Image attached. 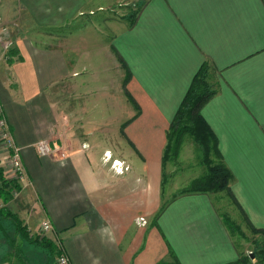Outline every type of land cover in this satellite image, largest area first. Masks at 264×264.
Returning <instances> with one entry per match:
<instances>
[{
	"label": "crops",
	"instance_id": "0c3cea01",
	"mask_svg": "<svg viewBox=\"0 0 264 264\" xmlns=\"http://www.w3.org/2000/svg\"><path fill=\"white\" fill-rule=\"evenodd\" d=\"M115 1L0 0L11 40L0 49V102L21 148L19 218L29 230L48 220L69 264H237L243 246L213 193L173 191L161 209L162 156L206 65L216 91L201 115L235 207L264 242V0H141L132 24L104 21L107 40L86 14ZM66 25L65 37L41 31ZM43 140L52 155L38 154Z\"/></svg>",
	"mask_w": 264,
	"mask_h": 264
},
{
	"label": "rangeland",
	"instance_id": "374dc122",
	"mask_svg": "<svg viewBox=\"0 0 264 264\" xmlns=\"http://www.w3.org/2000/svg\"><path fill=\"white\" fill-rule=\"evenodd\" d=\"M99 1L101 2V0ZM140 5L141 0H119L103 10L96 11L95 16L90 14H86V16L97 17V20L100 21L99 30L102 31L100 35L110 40L112 31L106 28L104 21L106 19L121 18V16H123V21L127 24ZM86 16L82 17L83 21L87 20L85 19ZM70 27L71 25H66L58 30L52 28L47 30L43 29L41 31H50L61 35V37H65L69 31H72ZM211 157L215 162L218 161L213 154ZM6 158V154L0 144V168H2L5 178L14 180V183L16 182L19 184L17 180L7 173L9 164ZM201 159L202 154L199 146L189 136L185 135L179 145L176 155L169 154L163 168V202L173 191L174 195L178 194V192L185 188L192 179L201 177L206 173V167L203 165ZM19 191L20 186L18 190L13 188L10 192L12 198L6 203L0 198V208H7L15 215L21 214V216H18L20 221L19 226L27 228L26 223L19 218L25 213L21 210L24 207L23 202L25 200L23 198V202L21 201ZM213 198L218 212L223 214L224 218H227V227L232 237L243 246L242 255L240 257L243 258V260L237 264H259L261 251L264 250L263 237L249 228L243 215L235 207L233 199L228 191L214 192ZM38 228L36 230H26L33 238H45L53 242L48 232L41 233V231H38ZM19 231L21 230L15 226L10 218L0 217V260H2L3 263L43 264L49 258L47 261L48 264H57L56 255H50L44 247L23 238L19 234Z\"/></svg>",
	"mask_w": 264,
	"mask_h": 264
},
{
	"label": "trees",
	"instance_id": "16d2710c",
	"mask_svg": "<svg viewBox=\"0 0 264 264\" xmlns=\"http://www.w3.org/2000/svg\"><path fill=\"white\" fill-rule=\"evenodd\" d=\"M134 19L135 14L132 15L129 21L130 24H132ZM209 79L210 70L208 66L204 65L194 75L166 131V143L162 156L163 168L168 155H176L179 145L185 135L189 136L199 146L202 154L201 160L206 167V173L204 175L192 179L185 188L178 192V194L188 192L214 193L217 191L229 190L228 183L231 178V173L221 162L216 138L201 115V107L216 91ZM212 154L218 159L217 162L211 157ZM0 183V198L6 203L12 198L10 194L11 190L13 188L18 190L19 184L16 182L14 183V180L5 178L2 168H0ZM164 205L165 202L161 204V209ZM0 217L10 218L15 226L21 230L19 234L23 238L44 247L50 255L57 254V246L55 243L49 239H38L30 236L26 230L28 228L19 226L20 221L18 216L10 212L7 208H0ZM224 222L227 226V218L224 219ZM242 260L243 258H239L236 263H240ZM263 263L264 250L261 251L259 261V264ZM157 264H164V262H158Z\"/></svg>",
	"mask_w": 264,
	"mask_h": 264
},
{
	"label": "built area",
	"instance_id": "2783aa9c",
	"mask_svg": "<svg viewBox=\"0 0 264 264\" xmlns=\"http://www.w3.org/2000/svg\"><path fill=\"white\" fill-rule=\"evenodd\" d=\"M11 48V40L9 37V31L6 25L2 22V18L0 16V49L3 52H7ZM0 144L1 147L6 154V161L9 164V168L7 169V173L12 176L15 180L19 181L22 177L23 173V164L21 160V148L16 145L14 142L13 136L8 128L7 120L3 113L2 105L0 102ZM36 150L39 155H52L53 151L50 148V145L46 141H40L36 144ZM114 163H120L118 161H114ZM118 170H122L119 168ZM117 170V171H118ZM141 223H145L144 217L139 218ZM52 225L48 220H44L40 223L38 231L41 233H49L52 232ZM57 246V254H56V262L57 264H69L68 258L66 254L61 250V248Z\"/></svg>",
	"mask_w": 264,
	"mask_h": 264
}]
</instances>
